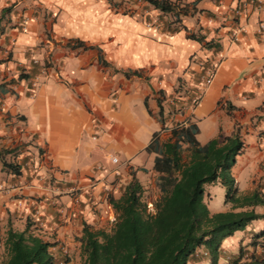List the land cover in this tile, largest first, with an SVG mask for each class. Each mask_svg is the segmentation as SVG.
<instances>
[{
    "label": "crops",
    "instance_id": "0c3cea01",
    "mask_svg": "<svg viewBox=\"0 0 264 264\" xmlns=\"http://www.w3.org/2000/svg\"><path fill=\"white\" fill-rule=\"evenodd\" d=\"M169 1L162 13L145 0H0V200L18 196L56 257L70 247L67 264L85 224L115 218L108 195L155 188L154 132L194 122L200 144L237 133L236 195L264 193V0ZM263 227L224 239L220 264Z\"/></svg>",
    "mask_w": 264,
    "mask_h": 264
},
{
    "label": "trees",
    "instance_id": "16d2710c",
    "mask_svg": "<svg viewBox=\"0 0 264 264\" xmlns=\"http://www.w3.org/2000/svg\"><path fill=\"white\" fill-rule=\"evenodd\" d=\"M145 1L162 13L174 10L169 0ZM159 105V120L163 124ZM198 132L197 124L190 122L172 127L165 141L160 140L159 131L153 133L146 148L156 154L153 169L157 173L155 184L159 197L150 209L136 180L125 186L120 197L110 196L109 203L115 213L111 227L108 230L93 229L87 224L82 227L79 241L83 264H190L201 258L206 264H220L223 240L264 217L253 209L242 210L264 205V193L254 190L236 195V182L230 171L243 148L239 135L218 133L200 144L196 139ZM185 149L188 154L184 159ZM3 166L12 173L20 172L16 164L5 161ZM216 181L225 187V201L232 204L231 210L210 212L204 185ZM8 224L4 240L7 256L0 264L69 262L70 258L63 254L56 257L50 249L52 243L30 230L31 222H26L22 230ZM263 236L264 227L253 233L251 244H260ZM201 248L206 255L197 253ZM226 259L225 264H264L262 253L245 255L242 250Z\"/></svg>",
    "mask_w": 264,
    "mask_h": 264
},
{
    "label": "rangeland",
    "instance_id": "374dc122",
    "mask_svg": "<svg viewBox=\"0 0 264 264\" xmlns=\"http://www.w3.org/2000/svg\"><path fill=\"white\" fill-rule=\"evenodd\" d=\"M166 134L163 133V137H165ZM203 137H199V139L202 141ZM187 150L185 149L183 152V156L184 159L187 157ZM234 172H236V169L234 170ZM239 180H240V186H242V174H239ZM205 191H206V195H205V201L207 202L208 208L210 210V212L214 213V212H218L221 211L223 209L225 210H231L232 209V205L231 203L228 204V206H225V197H226V189L225 187L220 183V181H216V182H212V183H207L204 185ZM123 190L116 192L115 194H113L112 196L115 198H118L122 195ZM160 192L158 190V188L155 186L154 187H150V185L146 188V192L143 193V199L145 201H147L148 203V207L150 209L153 208L152 204L153 202L159 197ZM110 195H108V199H109ZM18 198V196L15 195H10L9 197H7L5 200H3L4 202H0V204H2V206H5V202H8L9 205L6 206V209H8L7 214H5V216L3 217L2 220H0V260H4L7 256L5 248H4V238L6 237V230L8 228V226H10L8 223H11V227L15 230H18V228L21 227H25L26 222H31L32 226L30 228V230H32L34 233H39L41 234V232L39 230H41L42 228L40 227V224L38 220H35L34 216L31 215L30 209L28 210H21L20 208H18L16 206V199ZM0 200V201H1ZM40 199H37V201H39ZM11 202V203H10ZM10 209V210H9ZM235 211L240 210L239 208H235L233 209ZM114 219V217L112 218V220ZM109 221L108 226L104 227V229H109L113 223V221ZM9 221V222H8ZM259 226H256L255 228L258 229ZM261 230V229H260ZM258 230V231H260ZM241 231V230H239ZM257 231V232H258ZM249 233H252V230L248 231ZM255 233V232H253ZM253 233L251 236L249 237H244V235L241 238V241L238 245V249L235 248V250H237V252H239V250H242L243 253H245V255H248L252 252L255 253H262L263 257H264V253L262 250H264V236L262 238H260L259 240L262 241L260 244L257 245H252L251 241L253 238ZM79 237V236H76ZM62 246H65L68 250V254H70V247L66 246L65 244H61L59 246V248H61ZM72 247L75 248L74 252L76 254V256L74 257V263L75 264H83V259H82V255H81V251H80V244L78 242H75L74 245H72ZM234 250V251H235ZM226 256V255H225ZM227 258V257H226ZM227 260V259H226ZM201 261H204L202 258L200 259V261L191 263V264H196V263H201Z\"/></svg>",
    "mask_w": 264,
    "mask_h": 264
},
{
    "label": "built area",
    "instance_id": "2783aa9c",
    "mask_svg": "<svg viewBox=\"0 0 264 264\" xmlns=\"http://www.w3.org/2000/svg\"><path fill=\"white\" fill-rule=\"evenodd\" d=\"M136 1H143V0H136ZM263 28H264V25L260 24L259 29L261 30V29H263ZM209 81H210V80L208 79L207 82H209ZM196 101H197V99H194V100H193V103H195ZM261 143L264 144V139L261 141ZM111 160H112L113 162H116V161H117V158H116V157H112ZM60 250H61V252H62V254H63L64 256H67V255H68V250H67V248H66L65 246H62V247L60 248ZM197 253L200 254V255H202V256H203V255H206V252H205L204 250H198ZM58 264H64V262H63V261H59Z\"/></svg>",
    "mask_w": 264,
    "mask_h": 264
},
{
    "label": "clouds",
    "instance_id": "9594fccd",
    "mask_svg": "<svg viewBox=\"0 0 264 264\" xmlns=\"http://www.w3.org/2000/svg\"><path fill=\"white\" fill-rule=\"evenodd\" d=\"M115 219V218H114ZM199 250H203V248L199 249ZM62 253V252H61ZM69 257V254L67 255Z\"/></svg>",
    "mask_w": 264,
    "mask_h": 264
}]
</instances>
